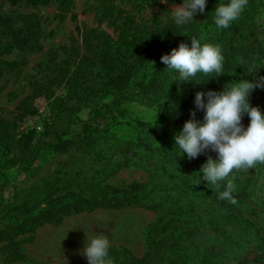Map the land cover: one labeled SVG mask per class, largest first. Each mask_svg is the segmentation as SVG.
Here are the masks:
<instances>
[{
  "label": "trees",
  "instance_id": "trees-1",
  "mask_svg": "<svg viewBox=\"0 0 264 264\" xmlns=\"http://www.w3.org/2000/svg\"><path fill=\"white\" fill-rule=\"evenodd\" d=\"M8 1L11 5L57 4L61 8L70 4V0ZM119 1L98 0V15L112 23L113 36L82 30L81 53L78 47H64V58L57 61L53 53L52 59L38 64L39 77H33L28 95L14 112L20 119L35 116L37 101L43 100L50 118L42 130H18L16 120L0 118V177L3 171L17 168L32 179L46 157L73 152L81 157L76 166L46 172L36 182L15 187L10 201H5L6 186L0 183V249L3 244L15 246L18 236L44 225H58L73 214L137 207L156 215L146 232V253L135 258L126 251L109 250L111 259L117 255L112 260L117 264H264V203L251 201L254 185L250 177L231 173L227 179L236 185L232 195L237 202L220 200L218 194L225 190L227 180L219 186L203 180L196 185L194 181L204 164L200 157L190 161L175 141L148 142L141 138L148 123L124 121L115 115L119 99L156 105L162 122L176 119L184 125L193 118V111L195 119L202 122L205 112L194 103L197 92L205 93L206 102L208 91L220 92L239 80L264 76V45L258 40L257 23L264 0H249L240 18L227 29L216 27L214 10L229 0H207L205 12L182 26H177L173 17L165 22L158 18L149 24L138 22L130 10L119 7ZM127 1L141 6L144 0ZM18 23L0 17V55L15 49L17 62H24L40 50L41 28L34 14L19 16ZM191 36L203 37L201 44L219 45L224 75L198 73L193 82H182L178 73L162 63L161 57L181 43L191 46ZM54 87H60L63 94L56 97ZM249 99L264 112V89H254ZM84 109L102 116L105 124L96 127L80 122V129L72 131L71 123ZM64 119L69 125L56 130ZM242 123L247 127L250 118L245 115ZM124 126L129 129L123 135ZM127 155L154 164L146 182L122 188L105 184L120 167L113 159ZM101 163L105 172L102 182L94 175L98 169H92Z\"/></svg>",
  "mask_w": 264,
  "mask_h": 264
},
{
  "label": "rangeland",
  "instance_id": "rangeland-1",
  "mask_svg": "<svg viewBox=\"0 0 264 264\" xmlns=\"http://www.w3.org/2000/svg\"><path fill=\"white\" fill-rule=\"evenodd\" d=\"M186 2L187 0H184L182 3ZM182 3H172L167 0L166 2L144 0L140 6L127 0H121L118 5L122 10H130L138 22L149 24L154 18L162 22L167 21L173 17L174 7ZM98 5V0H70L66 8H61L57 4L28 6L23 2L11 5L8 0H0V17L11 18L18 26L19 16L34 14L38 17L41 28L40 50L27 56L24 62H17L18 52L15 49L0 55V118L16 120L18 130H27L38 125L41 130L43 129L47 119L50 118V109L46 102L38 100L37 114L22 119L16 117L15 107L28 95L33 77L38 79L39 76L36 75L38 64L52 59L53 53L57 61L64 58V50L61 49L64 47H78L80 53L83 51L82 30H98L114 35L112 23L108 19L102 20L99 17ZM198 14L203 13L198 12L194 16ZM257 19L260 32L258 40L264 45V7ZM4 41H6L5 38ZM256 45L254 44V47ZM54 90L56 97L63 94L60 87H54ZM116 103L118 106L115 115L120 120L137 119L148 123V127L141 135V138L148 142L158 144L168 140L175 141V134L180 132L184 126L176 119H165L162 122L157 115L156 105L147 107L137 102L119 99ZM77 118L72 122L76 125L75 127L71 123L72 131L81 126L80 122H88L96 127H102L106 122L102 116L91 114L89 109L81 110ZM67 125H69L67 119L59 121L56 130H62ZM128 129L129 127H121V133L124 135ZM209 156L218 159L217 153L211 150L198 157L206 163ZM78 160H81L78 152H73L69 156L46 157L32 179L25 177L24 171L19 172L17 168L3 171L0 183L6 186L5 201L12 199L15 187H23L26 185L24 182H36L46 172L66 166L69 168L76 166L79 163ZM113 160L120 167L116 173L105 179V184L117 188L126 187L133 182L145 183L148 179V170L154 167V164L138 162L133 155L117 157ZM92 167V169H98V173L94 175L102 182V176L105 175L102 171V163ZM236 172L250 177L254 185L250 188L251 201L256 205L264 203V163H257L247 172L234 170L232 173ZM155 220L156 215L153 212L137 207L80 212L64 218L58 225H44L31 233L18 236L15 239V246L3 244L4 246L0 249V264H89L88 260L80 254L81 250L85 246L87 235L92 238L101 234L108 238L109 250H120V252L122 250L135 258H142L147 250L146 232ZM114 257L112 260L115 259ZM113 264L117 263L113 262Z\"/></svg>",
  "mask_w": 264,
  "mask_h": 264
},
{
  "label": "clouds",
  "instance_id": "clouds-1",
  "mask_svg": "<svg viewBox=\"0 0 264 264\" xmlns=\"http://www.w3.org/2000/svg\"><path fill=\"white\" fill-rule=\"evenodd\" d=\"M166 2V0H161ZM249 0H229L228 3H219L214 10V24L217 28L227 29L233 21L240 18L248 5ZM207 0H187L174 7L173 19L177 26H182L194 20L196 13H204ZM191 46L181 43L178 48L172 49L169 54L161 57L162 63L168 69L178 73L182 82H193L198 73L208 77L224 75V57L219 45L210 43L201 44L199 39L191 36ZM264 89V76H257L254 80H239L223 91H208L207 101L205 93L197 92L195 105L203 110V121L192 119L185 122L182 130L175 134L174 140L183 155L191 161L208 150L217 153L218 159L208 157L196 172V185L206 181L208 185L219 186L227 180L225 190L219 192L220 200H228L235 204L237 201L232 193L236 185L232 179H227L233 170L247 172L257 163H264V112L250 103V95L256 88ZM247 115L250 123L245 127L243 117ZM203 173V176H200ZM110 242L101 234L89 238L87 235L81 255L89 264H113L109 257Z\"/></svg>",
  "mask_w": 264,
  "mask_h": 264
},
{
  "label": "built area",
  "instance_id": "built-area-1",
  "mask_svg": "<svg viewBox=\"0 0 264 264\" xmlns=\"http://www.w3.org/2000/svg\"><path fill=\"white\" fill-rule=\"evenodd\" d=\"M37 131H40L41 130V127L38 125V126H35L34 127Z\"/></svg>",
  "mask_w": 264,
  "mask_h": 264
}]
</instances>
